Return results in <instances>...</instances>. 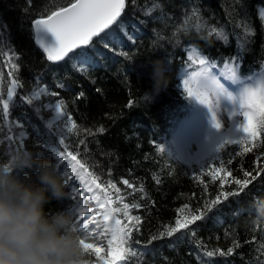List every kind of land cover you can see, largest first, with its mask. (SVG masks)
Returning <instances> with one entry per match:
<instances>
[{"label":"trees","instance_id":"16d2710c","mask_svg":"<svg viewBox=\"0 0 264 264\" xmlns=\"http://www.w3.org/2000/svg\"><path fill=\"white\" fill-rule=\"evenodd\" d=\"M70 2L0 0V164L10 163L20 144L56 164L57 150L72 151L111 196L108 182L114 183L140 218L138 224L127 223L117 205L122 226L132 228V250L120 264H264V143L244 151L264 142V131L251 143L218 144L192 164L173 153L171 142L195 107L181 75L200 68L191 53L228 77L237 57L241 81L264 74V0H127L109 30L118 43L101 42L100 36L86 48L87 63L73 53L52 64L35 43L32 22ZM157 66L164 69L163 86L156 80ZM13 80L19 86L5 115L2 105ZM42 85L75 125L63 119L65 133L47 124L49 114L37 103L22 99ZM67 164L58 168L64 180ZM245 179L246 187L236 183ZM66 185L68 198L46 205L49 213L82 203L70 182ZM217 196L220 201L213 203ZM201 213L183 235L149 243L177 218ZM209 251L214 255H206ZM85 260L94 264L95 257L87 253Z\"/></svg>","mask_w":264,"mask_h":264},{"label":"snow or ice","instance_id":"6c2138e0","mask_svg":"<svg viewBox=\"0 0 264 264\" xmlns=\"http://www.w3.org/2000/svg\"><path fill=\"white\" fill-rule=\"evenodd\" d=\"M30 2V0H29ZM239 2V0H237ZM135 3V0H133ZM127 4V0H72L67 6L57 7L46 16H41L34 20V31L36 40L43 47L44 51L47 53V59L50 61H60L68 55L69 52H73L74 49L81 48L82 50L74 53V57L81 60L82 63H87L90 60L89 50L82 48V46L89 45L93 37L100 36L101 33L104 35L101 36V42L105 40H110L114 43H118V38L115 36L114 30L105 31L109 29L111 25L118 21V18L123 13ZM261 16L264 17V12L261 13ZM123 26L122 24L120 25ZM250 29H246V32ZM49 34L54 36L55 43H52L49 40ZM232 63L234 65L233 70L230 75V79L233 83L239 85L240 92L238 97L239 104V114L243 116V120L235 124L233 129L228 133V137L222 139L219 145L224 143L240 144L251 143L256 141L258 137V131H264V74L261 75L259 80L249 79L247 82L241 81L237 78L235 68L239 67V59L237 57L232 58ZM200 64H206L204 59L200 60ZM15 67V65H13ZM212 68H215L216 65L212 64ZM207 71V69L205 70ZM190 81L185 80L184 84L187 87ZM207 85V80L201 81L196 84V91L194 92L191 88L188 89V95L190 97H196L201 103H205L204 100L199 99V89ZM19 85L15 80L12 81L11 88L9 89L7 96L8 99L4 100L2 105V111L7 115L9 110V101L12 99L15 89ZM51 95H56V93H51ZM80 95H83L82 93ZM229 99L235 100L231 93L225 92ZM33 97H38L36 92H33L29 97H23L22 99H27V103L31 104L33 102ZM210 108L214 109L211 104L208 105ZM55 110L57 115L60 116V104L59 102L55 105ZM236 113L234 112L233 115ZM70 119V117L68 118ZM213 124L217 129L222 128L221 124L218 122L215 112H213ZM75 126L74 124L72 125ZM103 131V129H101ZM20 140H23L24 133L19 134ZM243 137L241 139L240 137ZM231 137V139H229ZM60 144H63L65 148L68 147L65 144L64 139L59 140ZM80 144H83L84 141H79ZM259 143H251V147L245 148L244 151H251L253 148L260 147ZM23 145L20 144L19 148H22ZM216 149H214L215 151ZM57 166L60 167L61 164H64L65 161H68V164L65 165V171L63 175L66 177L65 183L78 179L83 181L87 191L89 193H94V199L98 203L100 209H104L103 219L104 221H111L110 224L102 232H97L95 229L89 230V224L95 223V218L85 220L83 222L80 219L77 220L81 231L84 233L85 237H92L95 241L100 242L99 246L97 243L86 242V239L81 240V244L85 248L87 253H90L95 257L94 264H118L119 261L126 259V253L130 252L131 245L129 240L131 237L132 228L128 225L121 224V219L117 218L114 213L119 212L120 209H114L110 207L111 197L108 195L107 191L102 187L101 184L97 183V177H94L92 172H90L85 165L78 159L77 155H74L72 151H67L66 153L61 150L56 151ZM231 161L229 160V163ZM258 162V161H257ZM70 169V171H69ZM74 174V175H73ZM245 177L251 175L249 172L244 173ZM112 189H116V192L119 193V189L116 188V185L111 181L108 182ZM124 185H129L128 180H123ZM238 185L247 186L250 183L249 180L245 179L243 181L237 180ZM95 189H99V192H94ZM225 197L229 195L228 193H223ZM92 198V197H90ZM220 201V196L216 197V200L213 203H218ZM139 207V205H136ZM129 204H123L124 215L127 216V209ZM85 211H91V209H83L79 213V217L84 216ZM179 212H184V208L178 210ZM51 214V213H50ZM203 218V213L189 214L188 218H185L183 221L180 218H177L174 226L166 227L157 236H152L149 240L151 241L156 239H163L165 237H172L176 233H181L183 229H188L190 225L196 223ZM132 220H135L139 223V217H132ZM132 227H136L133 225ZM138 231V228H137ZM106 233L110 234V238L104 241V236ZM192 235L195 234L193 231ZM179 239V237H178ZM139 244V241H136ZM125 245H128L126 248ZM105 247L108 248L109 257L106 258L103 255ZM233 251L232 248L228 249L227 254H231ZM226 253L220 252V255H225ZM208 256H213L214 253L209 251L206 253Z\"/></svg>","mask_w":264,"mask_h":264},{"label":"clouds","instance_id":"9594fccd","mask_svg":"<svg viewBox=\"0 0 264 264\" xmlns=\"http://www.w3.org/2000/svg\"><path fill=\"white\" fill-rule=\"evenodd\" d=\"M164 69L156 67L163 86ZM55 162L18 148L0 164V264H87L77 222L80 207L49 213L46 205L68 198Z\"/></svg>","mask_w":264,"mask_h":264},{"label":"rangeland","instance_id":"374dc122","mask_svg":"<svg viewBox=\"0 0 264 264\" xmlns=\"http://www.w3.org/2000/svg\"><path fill=\"white\" fill-rule=\"evenodd\" d=\"M260 12H264V8H261ZM191 58L194 63L200 64L201 58H198L195 53H191ZM211 65L212 64L206 62L204 65L200 64V68L195 72L184 70L181 74L183 76L184 86L185 80L190 81L189 85L187 87L185 86L187 91L191 88L195 92L197 90L196 84L204 81L205 79L207 80V85L199 89V99L204 100L205 103L203 104L196 97H192L195 106L191 113L192 115L189 116L190 118L188 117V120H186L180 130L175 133L171 141L173 142V153H175L181 161L187 164H192L193 161L197 162L203 159L204 156H206L207 153H210L223 138L228 137V133L233 129L235 124H238L243 120V116L239 114V85L233 83L228 76L218 72L212 68ZM206 69L207 71H205ZM260 78L261 75H256V78H253L252 80H259ZM33 92L38 94V97H33V102L38 104L37 109L39 111L43 110L44 112H48L49 114L47 124L52 127H56L57 129H60L61 132L65 133L64 127L61 126V121L66 119L67 124L73 125V123L71 119H68V113H66L62 103H60L58 99L50 100V92L48 91L46 85L34 88L30 96ZM225 92L231 93L234 97H236V99H229L226 95H224ZM40 102L43 103V105ZM57 102L60 104V112L62 113L60 116L57 115L55 110ZM209 104H211L214 109L210 108L208 106ZM213 112H215V116L222 126L220 129H217L213 124ZM234 112L236 113L235 115H233ZM229 139H231V137H229ZM69 182L73 193L79 194L81 197L82 203L78 207L85 210L91 209L90 212L85 211L82 218L79 217L80 221L83 222L94 217L95 223L89 224V230L95 229L97 232L104 231L111 221H104V209H100L98 207V203L94 199V193H89L87 191L83 181L76 179ZM116 188L118 187L116 186ZM107 189H109L110 193H112V196L108 194L111 197L110 207L114 209H116L117 205L122 207L123 204H125L123 194L120 191L117 193L116 189H112L110 185H108ZM94 192L98 193L99 190L95 189ZM122 210L124 214L125 210ZM117 213L118 212L114 213V215L118 218ZM126 217L127 223L138 224L135 220L131 219L132 217H135L131 211V205H129V208L127 209ZM87 238L88 242L97 243L99 246L100 242L95 241L92 237ZM108 238H110V234L106 233L103 239L106 242V239ZM103 255L106 258H110L107 247H105ZM121 262L122 261L118 264Z\"/></svg>","mask_w":264,"mask_h":264},{"label":"water","instance_id":"95a60500","mask_svg":"<svg viewBox=\"0 0 264 264\" xmlns=\"http://www.w3.org/2000/svg\"><path fill=\"white\" fill-rule=\"evenodd\" d=\"M126 6H127V4H126ZM125 9H126V7H125ZM125 9H124L123 13L121 14V16L118 18V21H119L120 18L123 16V14H124V12H125ZM36 19H37V18H36ZM118 21H117L116 23H114L113 25H111L110 28H112L113 26H115V25L118 23ZM33 22H34V21H33ZM33 22H32V26H33V31H34V23H33ZM110 28H109V29H106L105 31H106V32L109 31ZM102 35H103V33L100 34V36H102ZM100 36H98V37H93V39H92V41L89 43V45H90L94 40L98 39ZM34 37H35V43H36V45L38 46V48H40V49L43 51V53L45 54V56H46V58H47V53L44 51V49H43V47L40 45V43H38L37 40H36L35 31H34ZM48 38H49V40H50L52 43H55V38H54V36H51V34H49V37H48ZM89 45L82 46V48H88ZM79 49H81V48L74 49L73 52H69L68 55L77 52ZM68 55H67V56H68ZM67 56H65L64 59H62V60H60V61H50V60H48V61H49V62H52V63H60V62H62V61H64V60H66V57H67Z\"/></svg>","mask_w":264,"mask_h":264},{"label":"bare ground","instance_id":"6f19581e","mask_svg":"<svg viewBox=\"0 0 264 264\" xmlns=\"http://www.w3.org/2000/svg\"><path fill=\"white\" fill-rule=\"evenodd\" d=\"M114 27V26H113ZM38 47V46H37ZM42 51V50H41ZM43 52V51H42ZM44 54V53H43ZM45 55V54H44ZM71 55H73V53L72 54H70V55H68L67 57H66V59L69 57V56H71ZM46 57V56H45ZM47 59V58H46ZM48 60V59H47ZM64 61H66V60H64ZM64 61H62V62H64ZM62 62H60V63H62ZM50 63H52V62H50ZM52 64H55V63H52ZM58 99V98H57ZM59 100V99H58ZM86 217V216H85ZM89 217V216H88Z\"/></svg>","mask_w":264,"mask_h":264}]
</instances>
